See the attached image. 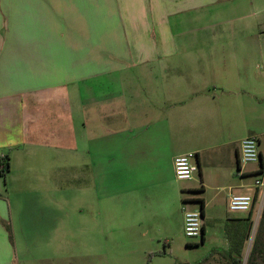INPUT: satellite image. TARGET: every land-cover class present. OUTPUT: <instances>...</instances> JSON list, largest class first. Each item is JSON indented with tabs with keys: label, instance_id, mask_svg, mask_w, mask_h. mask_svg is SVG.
Segmentation results:
<instances>
[{
	"label": "crops",
	"instance_id": "obj_1",
	"mask_svg": "<svg viewBox=\"0 0 264 264\" xmlns=\"http://www.w3.org/2000/svg\"><path fill=\"white\" fill-rule=\"evenodd\" d=\"M246 136L256 162L239 160ZM263 142L264 0H0V264L166 244L193 207L226 248L229 196L264 210ZM189 152L198 170L177 179Z\"/></svg>",
	"mask_w": 264,
	"mask_h": 264
},
{
	"label": "rangeland",
	"instance_id": "obj_2",
	"mask_svg": "<svg viewBox=\"0 0 264 264\" xmlns=\"http://www.w3.org/2000/svg\"><path fill=\"white\" fill-rule=\"evenodd\" d=\"M264 147V142H263ZM197 209V208H192ZM254 214L257 213L260 217L262 211L261 198H257L252 206ZM244 211H230L228 208L224 217L227 218L242 215ZM223 222H218V226H221ZM206 234L205 240H201L200 237H188L183 231H179L172 239H168L167 243L161 241H155L143 246L134 245L129 239H125L122 236H114L112 239H98L95 246V253L91 256H97V264H197L198 260L204 256H209L211 251L220 248V238L217 236L218 228L213 230L210 227L208 220H205ZM255 227L252 228V234L255 232ZM210 231H215V235H211ZM250 242V240H249ZM248 245L242 254V264L246 263L250 245ZM145 249V250H143ZM62 248H59L60 254H64ZM50 254L54 255L52 249L39 252L38 254ZM70 253V252H69ZM69 253H65L67 256H71ZM78 254L81 256H90V254H84L83 252ZM77 256V255H76ZM139 256V257H138ZM141 256V258H140ZM145 256V257H142ZM213 256H221L218 253ZM223 256V255H222Z\"/></svg>",
	"mask_w": 264,
	"mask_h": 264
},
{
	"label": "built area",
	"instance_id": "obj_3",
	"mask_svg": "<svg viewBox=\"0 0 264 264\" xmlns=\"http://www.w3.org/2000/svg\"><path fill=\"white\" fill-rule=\"evenodd\" d=\"M259 143L255 136H246L239 143V160L242 163L259 160ZM174 175L177 179L188 180L198 170L196 154L189 152L176 156L173 160ZM257 187L264 188V175L255 182ZM253 198L249 194H232L228 199L230 211H250ZM183 232L188 237H200L202 234V215L200 209H186L183 212Z\"/></svg>",
	"mask_w": 264,
	"mask_h": 264
},
{
	"label": "trees",
	"instance_id": "obj_4",
	"mask_svg": "<svg viewBox=\"0 0 264 264\" xmlns=\"http://www.w3.org/2000/svg\"><path fill=\"white\" fill-rule=\"evenodd\" d=\"M8 167L7 158L0 159V175L4 176ZM257 198L253 199V203ZM252 203V206H253ZM201 215L203 216L202 209ZM252 207L249 214L243 218H226L223 224V231L227 240L226 248H217L211 251L209 256L218 253L223 256H230L232 264H242V254L245 248L250 245L248 257L245 264H264V210L262 209L258 223L255 227V232L252 234ZM10 232L9 225L6 226ZM202 236L204 240V230L202 227Z\"/></svg>",
	"mask_w": 264,
	"mask_h": 264
},
{
	"label": "water",
	"instance_id": "obj_5",
	"mask_svg": "<svg viewBox=\"0 0 264 264\" xmlns=\"http://www.w3.org/2000/svg\"><path fill=\"white\" fill-rule=\"evenodd\" d=\"M201 236H202V234H201Z\"/></svg>",
	"mask_w": 264,
	"mask_h": 264
}]
</instances>
